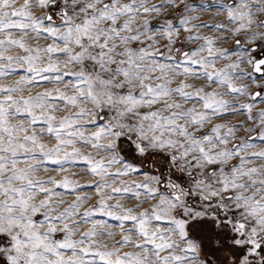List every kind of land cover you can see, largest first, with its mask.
<instances>
[{"label":"snow or ice","instance_id":"6c2138e0","mask_svg":"<svg viewBox=\"0 0 264 264\" xmlns=\"http://www.w3.org/2000/svg\"><path fill=\"white\" fill-rule=\"evenodd\" d=\"M15 3L0 0V264H264V0ZM77 162L98 178L87 207L86 185L41 175Z\"/></svg>","mask_w":264,"mask_h":264},{"label":"rangeland","instance_id":"374dc122","mask_svg":"<svg viewBox=\"0 0 264 264\" xmlns=\"http://www.w3.org/2000/svg\"><path fill=\"white\" fill-rule=\"evenodd\" d=\"M152 3H158V0H151ZM24 3V0H16V3H15V6L16 7H19L21 6L22 4ZM43 10L42 9H39V8H33V12L35 15H40L41 12ZM208 16L205 15L203 17V19H207ZM15 36L16 38H19L20 36V32L19 31H15ZM0 39H3V36H0ZM49 41H44L43 39L40 40V44L41 45H44L46 43H48ZM33 44H35V41H32ZM226 47L228 45H225ZM20 50L16 49V48H9V51L7 54L9 55H16ZM244 67V66H242ZM251 69H249L250 71ZM12 79L14 78H8V79H4V80H0V83H5V84H11L12 82ZM47 87H51L52 85H46ZM175 86V85H173ZM252 90L255 91L257 90L255 85H252ZM258 107H264V104H259ZM64 113H60L59 115H63ZM240 119H243V117H233L232 120L233 122H236L237 120H240ZM259 143V142H257ZM79 146V145H78ZM82 151H85V152H93L94 150L91 149L90 147L88 148H83ZM97 159H99L100 157L97 156L96 157ZM52 167H55V166H52L50 165L49 168H52ZM86 165L83 163V162H77L76 164L74 165H71V166H68V172L67 173H56V172H48V173H44V172H41V175L44 176L45 178L48 176V175H52V176H55L57 179H61L63 175L65 174H68L70 175V178L71 179H74V180H77L79 181L82 185H86L85 188L82 189V193L81 194H87L88 196L91 197V200H89L86 204H85V207L87 206H90L91 204L95 203V201H97L99 199V196L96 194L95 192V181L98 179L97 177H93L91 176L90 173H88L86 171ZM115 169H113L114 171ZM125 179H134V180H142L143 177L142 176H131V177H126ZM109 183H111V181L109 180ZM119 185V181H117V186ZM57 191H63L61 189H57ZM75 197L74 196H64L63 199L67 202H71ZM109 203H115V200H112V201H109ZM122 203H124L126 206H132L135 201L133 200H129L127 198L123 199L122 200ZM66 206V205H65ZM148 205H145V207H147ZM83 210V209H81ZM93 219L95 220H107L109 224L111 225H115L117 224L118 222L117 221H114V220H111V219H108L107 217H103V216H96V217H93ZM91 225H85V229L87 227H90ZM116 232H117V235L115 236L114 239H109L108 237L106 236H102L100 237V239L102 241H106L109 246H111L112 243L115 242V240H119L121 237L119 235V230L116 229ZM123 251H132L131 248H125L123 249Z\"/></svg>","mask_w":264,"mask_h":264}]
</instances>
